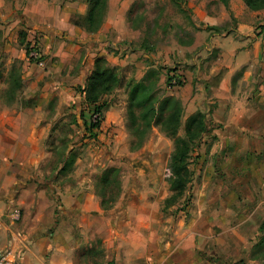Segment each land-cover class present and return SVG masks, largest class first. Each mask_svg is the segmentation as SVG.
Wrapping results in <instances>:
<instances>
[{
    "label": "crops",
    "instance_id": "1",
    "mask_svg": "<svg viewBox=\"0 0 264 264\" xmlns=\"http://www.w3.org/2000/svg\"><path fill=\"white\" fill-rule=\"evenodd\" d=\"M89 1L0 0V21L7 23L1 27L8 26V33L10 27L35 32L45 63L42 67L30 61L11 32L4 50L23 61V90L7 104L3 98L7 84L0 89V162L6 156L15 159L14 171L2 176L0 194L14 187L20 202L25 195L36 197V207L44 202L51 208L39 223L51 227L53 219L47 236H53L55 229L62 232V219L55 222L56 206L47 201V189L37 188L38 184L53 186L35 171L50 157L49 139L55 125L68 115L73 114L75 122L79 116L75 104L80 95L75 96V87L85 86L99 56L119 68L118 90L129 69L140 67L139 81L156 67L152 63L156 54L164 52L162 60L170 62L171 52L183 58L171 70L177 72L178 66L183 84L171 88L168 74L159 73L157 87L188 105L187 118L197 111L206 113L208 131L200 142L198 172L203 178H226L231 186L209 189V195L219 196L214 209L203 204L189 222L175 223L169 238L162 237L168 222L144 218L150 205L134 202L127 206L125 218L98 216L91 234L105 245L103 264H235L242 260L255 264L253 239L264 221V8L253 10L243 0H184L193 23L199 25L192 38L173 39L152 46L151 51L142 48L145 24L127 20V10L139 0H108L103 24L96 32L85 28ZM205 25L220 30H208ZM117 44L123 46V53H117ZM2 81L3 77L0 87ZM114 111L111 106L107 114ZM76 123L82 124L80 118ZM65 187L62 212L83 208L98 214L92 188L83 182ZM239 193L249 205H244ZM77 225L85 224L77 221ZM2 235L3 245L14 250L17 264H80L66 252L45 258L48 241L42 238L20 260V247L13 239L16 233L7 223ZM72 241L71 235H63V242Z\"/></svg>",
    "mask_w": 264,
    "mask_h": 264
},
{
    "label": "rangeland",
    "instance_id": "2",
    "mask_svg": "<svg viewBox=\"0 0 264 264\" xmlns=\"http://www.w3.org/2000/svg\"><path fill=\"white\" fill-rule=\"evenodd\" d=\"M189 9V5L184 0L180 2L175 0H139L127 10V20L134 25L145 24L146 34L144 36L150 47L170 42L173 39L188 41L192 38L193 30L199 26L193 23L192 14L188 12ZM4 24L7 23L0 21V61L3 77L1 90L6 84L8 86V72L12 65L16 64L19 66V62L16 61L18 58H11L4 50L5 42L15 28L10 27L8 33V26L1 27ZM14 32V37L17 36V44L25 50L27 45L34 40L36 41L35 32L26 30ZM6 33L8 35L5 38ZM115 47H120L117 53H123V50L121 51L123 46L117 44ZM129 49H132V46L127 47L126 50ZM150 50L152 51L153 49L151 48ZM157 52L159 51L156 50L155 53ZM163 56H165L164 52L160 53L159 56L156 54L153 58L152 63H155L156 67L151 68L146 73L148 76L147 85L153 84L159 73L168 74L169 72V74H175L176 76L174 75V77L176 78L178 75L181 76L178 66L176 67L177 72H171V70H174L175 65H180L178 62L179 60L182 61L183 58L180 59V57H177L178 55L170 52L167 57H170L171 61L167 62L162 60ZM21 62L23 75V61ZM134 68L129 69L123 76L120 89H115L102 99L104 104L103 119L101 127L97 131V137L86 135L84 126L82 124L79 126L75 122L73 114L66 116V118L61 119L55 125L51 133L48 147L50 152L49 159L43 162L44 164H41L38 171H35L42 178L41 180L48 181L53 186L52 188L47 184H38L37 188L38 190L41 187L46 188L48 192L47 201L52 202L56 206L57 202L53 196L54 190L60 200H62L61 192L65 191V186H80V182H83L84 187L92 188L96 194V184L100 181L104 171L107 168L115 167L119 169L118 178L122 184V192L119 199L115 202L112 209L104 211L100 204V197L96 194V200H98L100 207L98 214L92 209L84 211L83 208L76 211H61L60 219L62 220H60V224L62 222L63 231L57 232L55 229L53 236L49 237L47 232L53 226V219L51 227L40 225L39 223L41 219H45L50 207L44 205V202L36 207L34 205L36 197L34 198L32 195L23 196L21 201L24 204H22L18 198L19 190L11 187L8 193L0 194V216L16 233L17 237L13 236V239L14 242H18L20 247V252H18L20 260L26 253L29 255V249L35 245L38 239L42 238L48 241V247L44 250L45 258L51 256L52 253L62 257V254L66 252L70 253L69 255L73 257L75 263L103 264L105 261V245L100 239L91 234L93 228H95L94 224L98 216L103 218H125L129 204L133 202L149 204L150 209L144 213L147 216L143 215V217L158 222L161 219L166 220L168 223L163 228L162 237L169 238L174 232L173 225L178 221H180V224L189 222L193 217V213H199V208L203 207V204L208 203L209 206H212L211 209H214L215 204L219 202V196L213 193L209 195V192H211L209 189H213L212 192H214L219 187L231 186L230 181L226 178L213 177L209 179L203 178L199 174L198 165H200L199 158L201 156L199 147L200 142L203 141V135L190 157V169L193 171L190 189L175 203H166L167 198L173 194L170 188L172 177L170 162L171 155L175 149V140L167 136L159 126L154 124L145 133L146 137L135 134L130 114V96L133 86L138 82L142 73L139 71L140 67L137 69L134 66ZM118 71H120L119 68ZM172 81L174 82L173 79ZM180 86L173 84L171 88H179ZM153 91L161 99L166 95L172 96L164 88H159L158 90L154 88ZM74 94L75 96L77 94L75 90ZM182 104L184 121L179 129V134L181 135L184 134V123L189 112L188 105L183 102ZM111 106L116 108V111L107 114ZM150 107L151 103L132 107L135 113L138 114V121L142 127L147 126V119H149L151 113L149 111ZM139 142L142 145L133 149ZM14 161L15 159L12 156H6L0 162V178L14 171ZM4 182L5 180L2 177L0 179L1 185ZM41 198L38 199L42 200ZM240 198L245 203L244 205H249V201H246L248 200L246 196L240 194ZM63 206L64 204L62 203ZM210 213H213V211ZM16 216L19 217L15 218ZM212 216L214 217V215ZM213 217L212 220L215 219ZM77 221L78 223L84 222L85 225L78 226ZM65 234L71 235L73 241L63 242V235ZM253 240V246L259 241L264 242V229H260L259 235ZM52 245L55 247L54 251H52ZM246 262L249 261L246 260ZM255 264H264V260L261 258L255 259Z\"/></svg>",
    "mask_w": 264,
    "mask_h": 264
},
{
    "label": "trees",
    "instance_id": "3",
    "mask_svg": "<svg viewBox=\"0 0 264 264\" xmlns=\"http://www.w3.org/2000/svg\"><path fill=\"white\" fill-rule=\"evenodd\" d=\"M180 2L181 0H175ZM245 4L253 9L259 10L264 8V0H243ZM108 0H90L88 12L85 17V28L89 32H96L103 24ZM27 23V21H25ZM208 30L219 31L218 26L205 25ZM31 43L27 45V54L29 53ZM142 48L150 50L145 39ZM19 66L13 64L9 69L8 86L3 92L5 103L12 104L19 96L23 87L22 77V62L17 59ZM15 61V62H16ZM168 72V84L171 83L172 77ZM2 77L1 61H0V78ZM181 79V78H180ZM148 76L138 81L131 90V119L133 120L134 131L136 135L146 137V132L149 131L152 124L159 126L160 129L169 137L175 140V149L171 155L170 166L172 168V177L170 188L172 195L167 198V204L175 203L182 197L186 191L190 189L193 180V171L190 169V157L193 151L197 148L199 140L208 131V121L205 112L197 111L191 114L184 123V134H179V129L183 123L184 108L182 102L174 96H164L162 99L155 95L153 89H159L157 83L159 75L156 76L153 84L147 85ZM183 80V79H182ZM120 82V74L116 66H111L104 57H97L95 59L94 69L89 74L85 86H76L75 91L78 97L75 107L78 108L79 116L86 135L97 137V131L101 127L103 119V102L102 99L112 93ZM183 81L180 80L182 85ZM76 94V95H77ZM146 103H151L149 111V119H147V126L142 127L139 123V116L132 109L134 106H140ZM157 105V106H156ZM99 113L100 119L93 122L91 117L93 114ZM76 115V122H78ZM75 120V118H74ZM141 142L133 147L139 148ZM67 143V147H68ZM118 168H107L100 181L96 184V194L100 197V204L104 211H108L114 207L115 202L119 199L122 192L121 180L118 178ZM51 187V186H50ZM57 205L55 208V222L58 223L63 210L62 201L54 190L53 194ZM260 229H264V221ZM252 259L264 260V242L256 243L251 252ZM220 263L219 260L215 259ZM107 264H116L110 261ZM230 264V263H224ZM235 264H244V261H239Z\"/></svg>",
    "mask_w": 264,
    "mask_h": 264
},
{
    "label": "built area",
    "instance_id": "4",
    "mask_svg": "<svg viewBox=\"0 0 264 264\" xmlns=\"http://www.w3.org/2000/svg\"><path fill=\"white\" fill-rule=\"evenodd\" d=\"M28 58L30 61L36 63L39 66H44V59L41 53V50L37 44V42L34 40L31 42V46L29 49V53H28ZM171 75H173L172 73H170ZM175 75V74H174ZM172 77V79L174 80V82L172 84L174 85H179L180 84V80H182V78L180 79L181 76L178 75V77ZM176 76V75H175ZM176 78V79H175ZM93 122H97L100 119V115L99 113H95L93 114V116L91 117ZM19 216H16L15 218H17ZM6 228V223L5 221L0 218V264H17L15 261V252L14 250L9 247V246H5L3 245V231Z\"/></svg>",
    "mask_w": 264,
    "mask_h": 264
}]
</instances>
